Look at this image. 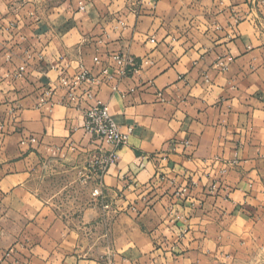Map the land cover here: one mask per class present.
<instances>
[{
    "label": "crops",
    "instance_id": "obj_1",
    "mask_svg": "<svg viewBox=\"0 0 264 264\" xmlns=\"http://www.w3.org/2000/svg\"><path fill=\"white\" fill-rule=\"evenodd\" d=\"M77 1L0 0V28L12 27L0 30V264H218L264 230V5ZM113 52L140 69L96 88L132 129L102 177L106 228L91 196L71 214L40 188L64 157L85 174L92 150L114 148L85 133L79 109L52 104L60 94L41 99L62 72L113 67Z\"/></svg>",
    "mask_w": 264,
    "mask_h": 264
},
{
    "label": "built area",
    "instance_id": "obj_2",
    "mask_svg": "<svg viewBox=\"0 0 264 264\" xmlns=\"http://www.w3.org/2000/svg\"><path fill=\"white\" fill-rule=\"evenodd\" d=\"M79 10L85 8L83 1L77 2ZM114 66H103L99 73L92 74L82 64L77 67L73 74L61 73L57 80L43 92L41 101L50 102L51 97L60 94V99L52 104H61L68 107L79 109L82 115L81 127L85 133L95 137L102 145H111L114 150L106 152L102 146L97 147L88 154V175L95 178L96 186L92 190V196L103 199V180L102 177L107 172L110 165L117 162L118 154L116 148L127 144L131 134V127L121 131L113 120L109 108L102 103L96 96V88L103 83H111V88L118 90L119 81L129 75L137 73L140 64L135 58L124 53L113 52L109 55ZM93 60L98 62V58ZM28 142H35V138L26 139ZM187 144V142H185ZM104 210H108L110 205L102 202ZM5 253H0V261L4 259ZM108 263L109 260H107Z\"/></svg>",
    "mask_w": 264,
    "mask_h": 264
},
{
    "label": "rangeland",
    "instance_id": "obj_3",
    "mask_svg": "<svg viewBox=\"0 0 264 264\" xmlns=\"http://www.w3.org/2000/svg\"><path fill=\"white\" fill-rule=\"evenodd\" d=\"M46 2H58L63 0H45ZM80 1V0H78ZM77 1V2H78ZM83 1V0H81ZM84 2V1H83ZM257 4V3H256ZM264 0H259L258 6H263ZM78 6V5H77ZM264 7V6H263ZM78 8V7H77ZM259 8V7H258ZM79 10V9H78ZM261 17V23L259 27L260 34L264 39V11L259 15ZM2 32V36L12 34V27L4 26V28H0ZM68 74V73H66ZM6 111H4L5 113ZM6 113L5 116L3 112H0V132L2 133L5 129H8L9 123L6 120ZM24 138L21 140V143L28 142ZM34 143V142H30ZM88 160V157H87ZM84 161V160H82ZM64 166L62 167L63 171L59 173L49 174L44 177V185L40 188L45 193H49L51 191H59V197L55 198L56 201L52 203L55 206H58L61 210L65 212H72L75 210L76 214L79 212H83L86 208H88L91 204L90 196L94 201L99 202L100 205V216H101V223L104 227H108L110 222L115 217V210L113 208H109L108 210H104L102 207V199L96 198L92 196V191L89 193L88 189V180L90 176H88V172L85 174L83 173L85 170L72 169L73 163L72 159L65 158L61 161ZM104 198V196H103ZM101 202V203H100ZM208 206H214V204L208 203ZM264 210V207H263ZM83 214V213H81ZM73 220H70V224ZM83 221V219H82ZM22 223H16V229L21 226ZM258 235L253 238H247L246 236L241 235L243 239H241L240 246L237 247L235 245L234 250H228L225 253L220 252L219 256L216 257L218 260V264H264V230H258Z\"/></svg>",
    "mask_w": 264,
    "mask_h": 264
}]
</instances>
